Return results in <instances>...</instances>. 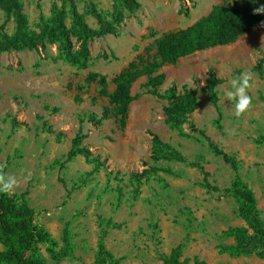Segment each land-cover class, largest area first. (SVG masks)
<instances>
[{
    "label": "rangeland",
    "instance_id": "rangeland-1",
    "mask_svg": "<svg viewBox=\"0 0 264 264\" xmlns=\"http://www.w3.org/2000/svg\"><path fill=\"white\" fill-rule=\"evenodd\" d=\"M138 1L140 11L115 35L89 43L91 62L86 69L53 61L55 46L0 54V164L17 181L12 193H27L37 222L59 245L62 231H69L74 252L58 264H93L102 233L107 249L122 259L120 264H163L161 257L178 246L181 260L190 263L257 264L255 257L219 253L222 233L243 222L228 193L233 172L213 149L239 163V174L253 191L264 219V102L259 100L264 75L260 78L255 72L261 61L264 70V23L232 44L162 66L152 74L163 76L157 95L149 93L148 77L140 76L130 88L134 100L124 127L114 119L91 125L83 117L92 113L100 118L108 99L99 96V78L90 81L89 75L105 77L112 93L114 78L136 57L153 55L156 40L190 28L214 6L246 0ZM22 2L30 23H35L40 13L48 15L53 0ZM77 2L84 14L91 7L108 12L114 4L113 0ZM86 16L95 27V20ZM4 21L0 10V26ZM13 27L9 22L6 29L12 32ZM245 72L251 73L248 94L253 102L237 117L235 101L224 93L230 81ZM211 73L223 81L218 87L219 126L205 92ZM173 86L198 89V109L182 126L187 138L165 125L166 92ZM78 136L81 146L102 162L98 170L81 156L60 166ZM153 136L181 152L188 164L202 157L204 171L177 162L154 164ZM153 168L170 173H154ZM135 175L138 188L129 182ZM39 250L47 264H54L43 245Z\"/></svg>",
    "mask_w": 264,
    "mask_h": 264
},
{
    "label": "trees",
    "instance_id": "trees-1",
    "mask_svg": "<svg viewBox=\"0 0 264 264\" xmlns=\"http://www.w3.org/2000/svg\"><path fill=\"white\" fill-rule=\"evenodd\" d=\"M113 2V7L108 12L90 8L87 14L96 24L95 27H91L87 23V14L80 12L77 0H53L48 15L40 13L35 23H30L24 13L22 0H0V10L5 16L4 24L0 26V54L45 51L48 46H55L57 57L53 61L78 70L86 69L91 62L89 43L108 35H115L123 22L135 16L141 9L138 0H113ZM261 5H264V0L217 5L190 28L162 36L155 41L153 55L136 57L114 78L115 89L112 93L107 91L105 77L97 74L89 75L90 81L99 78V96L107 98L108 105L103 107L100 118L89 113L83 119L96 126L102 121L114 119L124 127L129 105L134 100L130 88L140 76L148 77L149 93L157 95L163 76L152 77L154 72L162 66L175 65L180 59L194 53L236 42L256 26L264 23V14L254 11ZM9 22L14 25L12 32L6 29ZM262 63L259 62L255 68L260 78L264 75ZM222 83L221 79L211 73L205 87L209 102L217 115V126L221 120L218 87ZM166 98L168 103L163 108L165 125L169 130L178 132L180 137L187 138L188 135L182 132V126L198 109V89L183 86L177 90L176 86H173L166 92ZM259 100L264 102V94L259 96ZM81 140L82 137L79 136L72 140L71 147L65 155V162L60 163V166L63 168L65 163L81 156L86 164L98 170L102 167V162L94 157L89 149L81 146ZM213 151L222 156L224 163L233 172L228 193L235 202L236 216L244 223L241 227H230L222 233V242L218 246L219 253L229 258L255 256L264 260V219L257 208L255 195L240 176L239 163L216 148ZM150 158L154 164L162 161L188 164L181 152L157 136H153L151 141ZM203 161L202 157H198L195 163L188 165L203 172L201 166ZM152 171L170 173L161 168H153ZM146 173L147 171L142 172V174ZM136 177V175L131 176L129 182L137 186ZM205 187L212 188L209 184ZM26 196V192L0 194V264H47L41 255L39 245H43L49 259L54 264H58L60 260L68 258L74 252L69 231L67 229L62 231L59 245L37 222L36 213L29 206ZM104 237L105 233H102L97 240L93 264H120L122 259L116 258L107 249ZM226 241L230 243L227 244ZM181 257L182 248L178 246L161 259L163 264H204L197 261L190 263L188 260H181Z\"/></svg>",
    "mask_w": 264,
    "mask_h": 264
},
{
    "label": "clouds",
    "instance_id": "clouds-1",
    "mask_svg": "<svg viewBox=\"0 0 264 264\" xmlns=\"http://www.w3.org/2000/svg\"><path fill=\"white\" fill-rule=\"evenodd\" d=\"M254 11L256 13L264 14V5L256 8ZM250 80V72L235 76L230 81V89L226 90L224 93L229 101H235L234 111L237 117L245 113L253 102L252 97L248 94ZM4 169L5 166L0 164V194H10L15 190L17 181L14 177L9 176Z\"/></svg>",
    "mask_w": 264,
    "mask_h": 264
},
{
    "label": "crops",
    "instance_id": "crops-1",
    "mask_svg": "<svg viewBox=\"0 0 264 264\" xmlns=\"http://www.w3.org/2000/svg\"><path fill=\"white\" fill-rule=\"evenodd\" d=\"M243 225H244V223H243ZM253 257H255V256H253ZM251 258V257H250ZM256 258V257H255ZM256 262H257V264H264V260H260V259H258V258H256Z\"/></svg>",
    "mask_w": 264,
    "mask_h": 264
}]
</instances>
